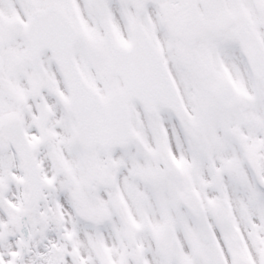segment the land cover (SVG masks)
<instances>
[{"label":"snow or ice","instance_id":"snow-or-ice-1","mask_svg":"<svg viewBox=\"0 0 264 264\" xmlns=\"http://www.w3.org/2000/svg\"><path fill=\"white\" fill-rule=\"evenodd\" d=\"M0 264H264V0H0Z\"/></svg>","mask_w":264,"mask_h":264}]
</instances>
